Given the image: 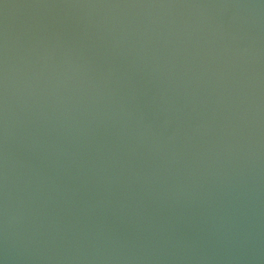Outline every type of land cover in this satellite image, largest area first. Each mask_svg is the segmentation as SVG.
<instances>
[{
    "label": "water",
    "instance_id": "1",
    "mask_svg": "<svg viewBox=\"0 0 264 264\" xmlns=\"http://www.w3.org/2000/svg\"><path fill=\"white\" fill-rule=\"evenodd\" d=\"M0 264H264V0H0Z\"/></svg>",
    "mask_w": 264,
    "mask_h": 264
}]
</instances>
